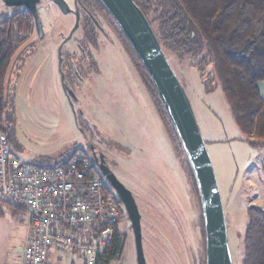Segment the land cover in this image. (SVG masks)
I'll return each instance as SVG.
<instances>
[{"label": "rangeland", "instance_id": "374dc122", "mask_svg": "<svg viewBox=\"0 0 264 264\" xmlns=\"http://www.w3.org/2000/svg\"><path fill=\"white\" fill-rule=\"evenodd\" d=\"M39 1L43 37H38L33 23L7 74L13 83L6 88L12 101L4 113L3 132L13 155L38 165L47 159L52 165L74 152L86 154V142L94 144L136 202L145 264H204L200 199L187 171L186 156L176 154L168 140L159 149L151 134L136 132L141 116L137 98L142 101L148 94L121 38L107 29L111 41L97 33L95 44L82 43L80 26L63 43L73 28V14L62 13L54 0ZM64 1L74 8V0ZM19 9L0 0V20L20 14ZM61 44L63 80L57 55ZM78 45L87 61L81 62ZM164 54L188 97L214 169L231 264H241L246 208L263 205L259 199L264 197V146L247 144L218 87L207 91L187 60ZM71 63L81 70L71 71ZM169 154L172 164L163 156L169 160ZM124 217L119 229L125 246L121 258L112 264H136L133 234ZM25 234L23 214L13 216L1 207L0 264L19 263Z\"/></svg>", "mask_w": 264, "mask_h": 264}, {"label": "trees", "instance_id": "16d2710c", "mask_svg": "<svg viewBox=\"0 0 264 264\" xmlns=\"http://www.w3.org/2000/svg\"><path fill=\"white\" fill-rule=\"evenodd\" d=\"M83 1L89 7L100 5L98 0ZM132 1L147 19L162 51L173 54L179 60H187L195 67L207 91L218 87L247 144L255 148L264 146V99L258 90V84L264 82V0ZM31 25L18 13L0 20V133H4V113L12 101L11 93L6 89L9 88L7 74L12 59L25 41L18 39V36H27ZM116 30L121 38L123 50L129 54L164 123L176 154H185L151 79L118 25ZM69 158L70 156L61 158L52 165L47 159L39 161L42 166H64ZM186 164L199 199L187 158ZM92 169L95 171L94 166ZM118 202L123 208L125 218L128 219L121 201ZM10 212L13 216L18 213L16 210ZM200 219L204 239L202 214ZM124 246V233L118 227L112 243L97 258L96 264H112L119 260ZM242 246L241 264H264L262 206L249 205L246 208Z\"/></svg>", "mask_w": 264, "mask_h": 264}, {"label": "built area", "instance_id": "2783aa9c", "mask_svg": "<svg viewBox=\"0 0 264 264\" xmlns=\"http://www.w3.org/2000/svg\"><path fill=\"white\" fill-rule=\"evenodd\" d=\"M19 13L34 23L26 8ZM92 167L79 151L64 166L26 162L0 133V208L20 212L26 224L18 264H96L106 251L125 215Z\"/></svg>", "mask_w": 264, "mask_h": 264}, {"label": "water", "instance_id": "95a60500", "mask_svg": "<svg viewBox=\"0 0 264 264\" xmlns=\"http://www.w3.org/2000/svg\"><path fill=\"white\" fill-rule=\"evenodd\" d=\"M7 7L26 8L34 21L38 37H43L42 22L38 14L39 0H1ZM116 22L137 58L148 74L164 107L189 162L200 199L204 227L205 264H231L227 245V234L223 207L214 169L207 153L205 142L196 122L188 97L172 70L147 19L132 0H98ZM64 14L71 10L64 0H54ZM75 23L65 43L77 30L79 14L75 12ZM61 48L57 50L58 70L61 80ZM64 88V85H63ZM103 155L98 165L106 182L121 201L131 226L136 253V264H145L142 247L140 215L136 202L128 189L104 164Z\"/></svg>", "mask_w": 264, "mask_h": 264}, {"label": "flooded vegetation", "instance_id": "af4514ba", "mask_svg": "<svg viewBox=\"0 0 264 264\" xmlns=\"http://www.w3.org/2000/svg\"><path fill=\"white\" fill-rule=\"evenodd\" d=\"M97 2H99V1H97ZM73 4H74L73 9H71L69 7V5H68V7L71 10L70 13L73 14V16H74V19H75L74 13L78 12V14H79V25H78L77 29H79L81 26V29H82V32L84 35V38H82V41H83L82 43H86V42L88 43L89 42V43L95 44V40L97 38V33L99 35H102L106 40L111 41L110 38L108 39V35L106 32L107 29H109L112 34L114 33L115 36H118L117 30H116V25H117L116 22L113 20V18L110 16V14L106 11V9L103 7V5L100 2H99L100 5L96 4V7L87 6L83 0H74ZM74 23H75V20H74ZM76 31H78V30H76ZM94 49L98 50L99 48L94 47ZM78 50H80V52H82L81 62L87 61L88 60L87 56L84 55V52H83L80 45H78ZM70 67H71V69H70L71 71L73 69H74V71H76L79 68L76 66L77 69H75L74 66L72 65V63H71ZM91 67H92V65H91ZM81 68H79V69L81 70ZM84 68H85V66L83 67V69ZM65 93L68 97L69 92H67V90H65ZM86 143H87V150H88V152H86V154L91 159L92 164H93L96 172L99 174L100 177H102L104 179V177L102 176V174L99 171L98 165L101 162V155H103L102 159H103L104 164L112 171L111 166L107 160V157L102 152L101 148L95 146L94 144H91L90 142H86ZM130 228H131V226H130ZM131 232H132V230H131Z\"/></svg>", "mask_w": 264, "mask_h": 264}, {"label": "crops", "instance_id": "0c3cea01", "mask_svg": "<svg viewBox=\"0 0 264 264\" xmlns=\"http://www.w3.org/2000/svg\"><path fill=\"white\" fill-rule=\"evenodd\" d=\"M9 86L12 87L13 83L11 85L9 83ZM11 90H12V88H11ZM258 90H259L261 98L264 99V82H261L258 84ZM147 94H148V92H147ZM144 96H145V94H144ZM137 103L141 104V109H140L141 116L137 119V120H139V122L136 125V132L139 133L140 130H143V132H147V133L151 134L153 140L156 142L159 149H160L161 145L167 144V140L171 144V140L167 134L164 123H163L160 115L156 111L150 95L148 94L147 97H144L142 101H141L140 97H138ZM139 125L141 127H139ZM155 135H156V137H155ZM163 156L167 162H170L172 164V158H171L170 154H169V160L167 159V157H165V155H163ZM259 200L262 201L263 205L261 204V206L264 208V197L261 196V198Z\"/></svg>", "mask_w": 264, "mask_h": 264}]
</instances>
